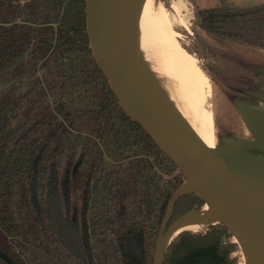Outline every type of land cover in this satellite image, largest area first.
Returning a JSON list of instances; mask_svg holds the SVG:
<instances>
[{
  "label": "trees",
  "instance_id": "1",
  "mask_svg": "<svg viewBox=\"0 0 264 264\" xmlns=\"http://www.w3.org/2000/svg\"><path fill=\"white\" fill-rule=\"evenodd\" d=\"M263 11L221 4L197 15L204 30L248 39ZM86 16V0H0V87L9 84L0 91V248L16 264H153L170 201L188 182L121 105ZM52 191L82 253L58 232ZM204 204L196 191L180 195L166 229ZM233 236L222 221L182 230L161 264H237Z\"/></svg>",
  "mask_w": 264,
  "mask_h": 264
},
{
  "label": "rangeland",
  "instance_id": "2",
  "mask_svg": "<svg viewBox=\"0 0 264 264\" xmlns=\"http://www.w3.org/2000/svg\"><path fill=\"white\" fill-rule=\"evenodd\" d=\"M109 1L110 13L115 22L119 18L118 7L121 6L119 4L121 0ZM156 2H162L169 11L175 21L174 27L180 35L181 43L197 57V62L205 75L207 85L203 87L206 95L204 107L213 115L215 136V145L208 150L242 183L264 199V155L262 157L257 154L259 145L264 146V11L260 17L258 33L248 39L204 30L197 15L198 7L221 4L253 7L264 5V0H156ZM137 43L135 60L142 69L140 78L164 106L189 129L186 123H189L190 119L185 115L188 103L187 99L182 97L184 95L179 82L165 71L158 70V66L148 58L144 44ZM8 85L0 87V91L5 90ZM185 182L187 187L191 185ZM57 205H60V201L56 192L52 191V217L56 227ZM207 205L206 203L201 208L192 210L181 219L201 224L187 229L194 232L206 231L211 226L220 225V217L215 218L207 214ZM63 218L69 231L77 237L82 253L77 234L68 226L64 215ZM234 240L238 242L234 252V255L238 256L237 264H261L235 235Z\"/></svg>",
  "mask_w": 264,
  "mask_h": 264
},
{
  "label": "water",
  "instance_id": "3",
  "mask_svg": "<svg viewBox=\"0 0 264 264\" xmlns=\"http://www.w3.org/2000/svg\"><path fill=\"white\" fill-rule=\"evenodd\" d=\"M86 11L91 48L121 105L175 160L191 184L177 190L170 201L157 237L153 264H161L169 243H165L166 238L174 224L181 220L166 229L176 200L191 191H196L213 211L220 214V221L230 228L239 242L264 253V199L242 183L203 146L190 129L148 89L142 79L127 68L116 49L115 33L109 31V22H113L110 1L86 0ZM55 209L59 234L80 253L78 239L65 225L60 205L55 206ZM0 256L8 264H16L2 248Z\"/></svg>",
  "mask_w": 264,
  "mask_h": 264
},
{
  "label": "bare ground",
  "instance_id": "4",
  "mask_svg": "<svg viewBox=\"0 0 264 264\" xmlns=\"http://www.w3.org/2000/svg\"><path fill=\"white\" fill-rule=\"evenodd\" d=\"M119 4H121L120 8L118 7L119 18L115 22H109V31L115 33L116 49L122 61L136 77H140L142 69L135 60L137 58L135 51L137 42L144 44L148 58L158 66V70L165 71L179 82L184 95L182 97L186 98L188 103H186L185 115L190 119L189 123H186L189 129L203 146L213 147L214 119L204 107L206 95L203 87L207 85L206 78L197 62V57L181 43L180 35L174 27L175 21L169 11L162 2L156 0H121ZM108 20H110L109 16ZM207 214L215 218L220 216L218 212L208 208V205ZM200 225L191 220L178 221L172 227L165 243L180 231ZM248 247L253 258L264 264V253L252 246Z\"/></svg>",
  "mask_w": 264,
  "mask_h": 264
}]
</instances>
